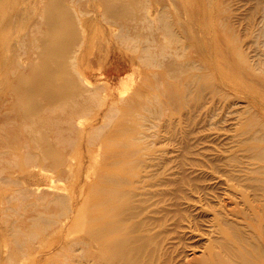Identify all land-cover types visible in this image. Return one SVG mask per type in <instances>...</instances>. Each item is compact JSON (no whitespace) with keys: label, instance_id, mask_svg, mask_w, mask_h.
Returning a JSON list of instances; mask_svg holds the SVG:
<instances>
[{"label":"bare ground","instance_id":"bare-ground-1","mask_svg":"<svg viewBox=\"0 0 264 264\" xmlns=\"http://www.w3.org/2000/svg\"><path fill=\"white\" fill-rule=\"evenodd\" d=\"M119 1L0 0V41L5 46H0V84H5V90L13 94H8L9 108L16 113L12 131L20 134L25 124L28 130L21 136L27 139L34 136V148L42 155L56 151L50 136L59 131L75 137L74 140L70 136L75 141L68 146L70 151L78 148V143L80 148L85 146L90 158L87 167L96 165L94 160L98 156H104L101 163L97 161L104 172L94 183L88 181L85 165L81 164V213L74 207L57 229L65 231L81 220L84 227L81 225L79 240L83 249L87 243L95 244L96 250L91 252L97 257L96 264H264V121H260L262 129L252 126L248 144L236 141L237 149L228 156L226 170L213 176L221 181H215L216 187H207L201 179L177 181L168 173L187 171L197 165L195 150L188 141L181 142V154L175 159L167 157L166 147L153 149V140L145 150H130L127 145L135 137L130 138L122 131L130 130V124L135 123L131 119L113 123L106 119L109 112L118 111L113 108L116 89L112 83L115 74L121 71L132 70L134 76L153 75L149 89L155 95L160 85L164 99L157 104L169 109L183 106V100L192 94L189 106L193 108L203 93L215 98L217 90L229 89L247 94L264 112V78L256 75L249 62L239 58L222 37L214 34L210 13L197 8L194 1L158 0L162 6L160 14L166 21H162L163 26L152 17L151 8L143 5L142 10H131L129 3L118 7ZM172 18L173 26L168 21ZM102 20L107 23L104 29ZM120 41H129L133 46L124 50ZM27 47L31 51H24ZM97 68L107 69L111 77L100 88L94 83ZM29 76L32 79L26 82ZM130 79L135 82L131 76L114 85L122 87L120 100L128 98ZM101 87L109 93L107 100L103 98L107 101L104 104L107 112H97L91 122H82V118L91 114L90 108ZM139 90L135 97L141 95ZM134 96L129 98L131 107L139 103V97ZM24 100L30 102L27 107ZM55 104L63 105H60L62 112H51L50 107ZM215 105V99L200 104L204 106L200 112L207 120L213 118ZM82 110L88 112L86 117ZM170 112L174 116V111ZM149 113L150 118L151 115L152 119L158 118L157 123L159 117L166 115V112L156 116ZM187 122L182 118L169 122L164 138L178 139L172 130L183 131ZM105 123L112 126L106 133ZM153 123L150 126L156 128L152 130L156 133L159 124L155 127ZM98 133L97 143L83 142ZM45 137L50 141L45 142ZM110 140L120 141L122 147L103 152L102 147ZM70 157L58 159L55 163L58 169L64 172L75 169L68 160ZM210 168L213 174L217 173L214 167ZM214 200L218 207L211 203ZM37 236L40 235L33 229L22 245L38 249ZM58 240L54 236L51 245L54 247ZM201 240L208 241L204 243L202 257L189 258L188 252L196 250ZM26 252L30 251L23 248L22 253ZM2 254L0 264H11L23 257L8 244ZM22 261L20 264H24ZM33 262L38 264L37 258Z\"/></svg>","mask_w":264,"mask_h":264},{"label":"rangeland","instance_id":"rangeland-1","mask_svg":"<svg viewBox=\"0 0 264 264\" xmlns=\"http://www.w3.org/2000/svg\"><path fill=\"white\" fill-rule=\"evenodd\" d=\"M140 1L143 4H139L137 0H120L116 5L118 7H122L125 3H129L132 6L130 8L131 10L133 8L136 10H142L143 5H145L153 10L152 17H154L159 23H162V21L166 22L165 18L163 20V17L160 14L162 6L157 3L158 0ZM192 1H194L197 8H205L210 13L212 19L211 23L213 24L210 25H212L211 27L214 34L222 37L239 58L247 60L256 75L264 78V0ZM172 19L168 20L170 21V25L172 23L171 26L174 25V18ZM104 26H107V23L102 20V29H104ZM161 26H163V23ZM3 44L4 42L0 41L1 47H5ZM121 44L124 50L130 49L133 46V44L129 41L124 43L121 42ZM24 51H31V47L25 48ZM95 71L97 72L95 74L94 83L96 85L98 84V88H100V84L101 86H105V82L111 78L107 75V69L103 68L100 70L97 68ZM98 71L101 74H98ZM130 75L134 78L135 82L131 81V79L128 81L127 85L130 89L129 94L126 96L128 98L120 100L119 92L122 87L118 86V84L116 86L114 85L120 79L125 81L128 77H131ZM114 77L115 80L112 83V86L116 89V99L114 100L116 103L114 104L117 106L115 105L113 108H118V111L120 112L116 110V113L113 109L115 113L111 110L113 113L109 112V116H107L110 117L112 114L110 119L107 117L106 119L107 121L113 120L111 123L119 119H125L126 122L131 119V122L136 124L135 126V124L131 123L130 130L127 128L122 131L123 134L130 136V138L135 137L133 141L130 142V145H127L130 150L144 149L147 146L150 147L152 140L154 141L153 145H151L152 148H156V150H158L166 147V151L169 153L167 157H170L171 159H175V156L178 157L179 154H181L180 150H182V148L180 147L182 144L186 143V141H188L190 147L195 150V155L193 157L197 165L194 169H188L187 171H169L168 173L173 177V180L179 181V179L182 178L184 181H187L198 178L204 181V186L216 187L215 181L218 182L221 181V179L219 178L215 180L213 179V176H218V174H221L226 170L225 166L227 164L226 161L228 156L237 149L236 141L240 139V141H244V143L248 144L249 142L247 140L249 135H252L250 134V131L253 129L252 126H257V128L262 129V123L260 121H264L263 110L259 108L258 104L251 102L252 98L247 94L240 95V93L238 94L236 90H234V92L229 89L221 91L217 90L214 94L215 98H210L211 96L209 93H203L201 96L202 99L198 101L197 107L195 106L193 108L189 106V103L194 97V94H192L191 97L189 96L186 100H183V106L174 105L169 109L164 108L161 103H159L161 106L157 104L158 101L160 102L164 99L162 95L163 89L161 90V86L159 85L156 87L158 88L157 91L155 90V95L157 93V96L159 95L158 98L157 96L154 97V93L152 94L154 90L149 89L148 83L150 79L153 78V75L148 73L139 75L137 73L134 76L132 70H126L115 74ZM31 79L32 76H29L26 79V82H29L28 80ZM100 90H102L100 91L101 94L97 93L95 104L90 108L91 114L89 113L90 115H87L86 113L88 112L82 110V115H85L84 117H86V115L88 116V118H82V122H91L92 116L97 112H107V106L104 104L107 102V95L109 96V93L105 91V87ZM138 90L141 91V95L138 94L135 97L134 95L138 92ZM235 93H237V95ZM8 94L12 93L5 90V84L2 86L0 84V263L2 262L3 249L8 244L15 251L20 252L21 256H23V261L22 258H19L11 264H20L21 261L24 262V264H34L33 261L36 258L38 264H96L98 262L97 257H95L91 252L92 249V251L96 250L95 244L90 245L87 243L88 245H86L83 249L82 243L79 240V236L81 234L80 231L82 227H84L81 220L80 222L82 224L79 221L75 224L76 229L75 226L70 229L66 228L65 231H62L63 233L57 229V227L66 218H68L74 207L77 206L78 213H81V164L84 163L85 165L83 169L85 170V175H89L88 181L94 183L104 172V167H99L100 164H97L98 160L101 163L104 156L100 155V158L98 156V158L94 160L96 161V165L87 167L90 158L85 146L80 148L78 143L79 149H74L76 152H74V150L70 151L71 147L68 146H72L71 143L75 142V137L72 134L69 135L70 133H60L59 131H55V134H51L50 136L52 142L56 146V151L53 154L51 153L48 155L40 154L34 148V136H32L31 139L21 136L22 134L27 133L28 129L25 127V124L22 125V132L20 134H16L12 131L11 128L16 125L13 119L16 113L12 108H9L11 102ZM33 94L36 96L38 95L37 92H34ZM243 95L244 97H242ZM245 95L249 98H245ZM131 96H134L135 98L139 97V103L132 107L129 101ZM160 96H162V98ZM226 98L230 99V101L225 100ZM208 99H215L216 105L213 107V118H209L207 120V118H205L200 112L204 107H200V104L205 105L206 100ZM185 101H187V103H185ZM29 103V101L24 100V107H27ZM55 105L56 106L50 107L51 112H62L61 106L63 105ZM161 107H163L165 111L162 109L163 112H160L159 110ZM197 108H199V110ZM248 108L256 112H252ZM196 110L198 112H196ZM170 111H174V116ZM149 112H151L153 116H156V113L159 112L160 113L158 115H161L162 113V115H164L165 112L166 115L161 118L157 115L159 117V123H157L158 118L155 117L157 120L152 119V115L150 118ZM187 112L189 113L187 114ZM250 112L255 114L253 115ZM186 115L188 116L186 117ZM146 117L151 121L147 122ZM190 117L192 118V121H194V124ZM179 118H182L184 122H188L185 123L186 128H184L183 131L182 129L178 131H175V129L172 130L171 133L178 136V139L164 138L166 136V134L164 136V133L167 132L166 126L171 124H169V122L173 123ZM160 119L162 121L161 123ZM153 120L156 122L154 121L153 123ZM151 122L155 125V127H158L159 124L156 133V128H154L153 125L150 126ZM138 123L144 125L145 127L138 125ZM108 126L109 125H106L105 123L104 127H106V129L104 133L109 131L112 127L111 125L109 127ZM149 126L151 128H149ZM140 131L141 133L147 135V137L149 135V138L146 137L147 140H145V135H140ZM152 134H156L157 136L154 135L155 137H152ZM96 135L98 137L99 133L95 134V136L91 135V138L95 139V142L91 138L88 139V137L84 138L83 142L86 143L90 140L93 143H97L100 137L97 138ZM140 136H143V138ZM65 137L66 140H63ZM50 138L45 137L44 141L49 142ZM138 138H141V140L139 141ZM122 144L123 143L120 141L110 140L106 146L102 147L101 150L103 152L104 150L113 152L120 149ZM64 148L66 150H64ZM66 156L68 158L71 156L70 159H67L70 160L69 162H71L73 167L76 166L75 169L68 172L58 169L55 164L58 159H65ZM72 158L73 160H71ZM210 167H214V171L217 173L213 174ZM211 203L215 207H218L216 200ZM30 225L33 227L31 229H27L26 227H30ZM33 229H35V233L40 235L37 236V239L35 240V244L38 249H27L26 246L22 245V243L25 245V242ZM60 232L63 234V238L62 236L60 237ZM54 236L59 240L55 241L56 244L53 247L51 243L54 242ZM195 241L196 240L192 239V242ZM207 242V240L199 241V244L196 246V250L188 252L189 258L194 256L202 257L204 250L203 247ZM23 248L30 252L22 253ZM51 249L54 251L52 256H49V254H51L49 253Z\"/></svg>","mask_w":264,"mask_h":264}]
</instances>
